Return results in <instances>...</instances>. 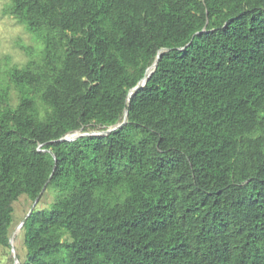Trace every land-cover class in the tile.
<instances>
[{"label":"trees","instance_id":"trees-1","mask_svg":"<svg viewBox=\"0 0 264 264\" xmlns=\"http://www.w3.org/2000/svg\"><path fill=\"white\" fill-rule=\"evenodd\" d=\"M3 12L41 47L21 44L0 88V244L20 194L55 190L21 225L20 264H264V0Z\"/></svg>","mask_w":264,"mask_h":264},{"label":"rangeland","instance_id":"rangeland-1","mask_svg":"<svg viewBox=\"0 0 264 264\" xmlns=\"http://www.w3.org/2000/svg\"><path fill=\"white\" fill-rule=\"evenodd\" d=\"M9 0H0V88L10 85L7 77V69L12 65L21 66L29 57V54L20 45L31 46L37 52L41 44L27 31L26 27L16 21V19L3 12L4 7ZM14 89L11 86V102L16 101ZM107 127L91 124L85 131L95 133L105 130ZM83 130V128H82ZM55 197L54 189H44L39 196L35 207L49 205ZM32 199L22 193L13 201L12 222L9 229L11 235V244H0V264H20L25 256L26 248L23 243V230L18 223L29 209Z\"/></svg>","mask_w":264,"mask_h":264},{"label":"water","instance_id":"water-1","mask_svg":"<svg viewBox=\"0 0 264 264\" xmlns=\"http://www.w3.org/2000/svg\"><path fill=\"white\" fill-rule=\"evenodd\" d=\"M157 63V60H155L153 63H151V65H149L146 70H145V76L142 77L141 80H139L134 86H132L131 88H129L128 90V94L127 96L129 97L132 92L137 89L140 85H143L147 79V77L149 76V74L151 73V71L154 69V67L156 66ZM125 115H126V111L124 113V116H123V120L115 125H112L111 127L108 126L105 130L101 131V132H98V133H95V132H92V131H85V130H82V128H78L76 130H73V131H69V132H66L65 134L61 135L58 139L59 140H73L75 139L76 137L80 136V135H86V134H99V133H107L109 131H111L113 128L121 125L124 121H125ZM76 133V135L73 133ZM44 189V187L42 188V190ZM42 190L39 192V194L35 197V199L33 200V202L31 203L29 209L27 210V212L25 213V215L23 216V218L20 220V222L18 223V226L21 227V225L23 224V222L25 221L26 217L30 214V212L33 210L39 196L42 194ZM11 235L12 233L9 234L8 236V243L11 244Z\"/></svg>","mask_w":264,"mask_h":264},{"label":"bare ground","instance_id":"bare-ground-1","mask_svg":"<svg viewBox=\"0 0 264 264\" xmlns=\"http://www.w3.org/2000/svg\"><path fill=\"white\" fill-rule=\"evenodd\" d=\"M76 133H78V132H76ZM76 133L74 132L73 135H74V134L76 135Z\"/></svg>","mask_w":264,"mask_h":264}]
</instances>
